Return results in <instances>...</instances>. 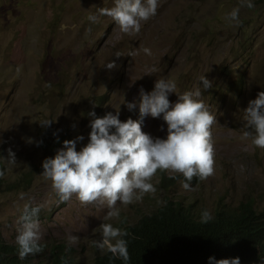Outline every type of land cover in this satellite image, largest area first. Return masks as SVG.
<instances>
[{
    "label": "rangeland",
    "instance_id": "374dc122",
    "mask_svg": "<svg viewBox=\"0 0 264 264\" xmlns=\"http://www.w3.org/2000/svg\"><path fill=\"white\" fill-rule=\"evenodd\" d=\"M252 3L248 8L241 0H159L157 14L142 22L138 35L128 36L109 17L97 23L88 19L99 8L114 6V0H0V153L10 180L31 173L29 181L0 195V237L15 242L24 205L40 206L39 243L65 244L77 264H91L102 253L94 243L102 223L122 229L168 196L210 212L219 202L233 207L247 198L263 206L264 149L243 138L244 109L264 91V0ZM234 8H239V25L228 19ZM110 61L116 64L111 70L104 67ZM202 75L212 88L203 90ZM160 76L175 81L179 93L201 89L199 99L216 117L214 175L194 178L186 191L182 174L176 185L161 188L165 171L158 170L151 181L156 193L128 206L118 203V219L105 220V207L83 206L75 195L60 202L41 175L42 161L64 140L82 135L77 151L88 143L90 111L102 117L120 107L121 121L138 119V105L129 111L124 102L138 100L141 87L150 92ZM169 99L174 103L177 95ZM44 119L53 120L50 127L40 126ZM166 129L162 116L146 117L142 124L153 138ZM9 148L16 154L14 165L7 160ZM69 236L76 241L70 244ZM23 261L64 264L53 251Z\"/></svg>",
    "mask_w": 264,
    "mask_h": 264
},
{
    "label": "clouds",
    "instance_id": "9594fccd",
    "mask_svg": "<svg viewBox=\"0 0 264 264\" xmlns=\"http://www.w3.org/2000/svg\"><path fill=\"white\" fill-rule=\"evenodd\" d=\"M243 6L252 8L254 4L252 0H241V7ZM158 8L159 0H114V6L99 8L98 14H91L88 19L92 23H97L99 17H109L119 26L123 34L136 36L141 32L142 22L154 17ZM228 19L239 25V8H234L229 13ZM143 51L146 55H152L149 48ZM129 55L132 56L133 53ZM104 67L109 70L115 68V61L108 62ZM154 72L155 69L145 74L151 75ZM199 80L204 91L212 88V81L206 75H202ZM172 93L177 95L174 103L169 99ZM200 96V88L179 93L175 81L160 76L150 92H146L141 87L138 100L124 102L129 111L135 110L138 105V119L127 117L121 121L120 107L116 109L115 114L110 111L102 117H97L95 111H90L88 115L93 119L88 126L91 130L88 143L77 151V141L84 139L81 135L75 139L64 140L63 147L57 151L58 143L55 144L46 155L55 151L56 154L42 161L41 175L46 181L51 182V187L60 202H67L75 195L83 206L97 204L105 207L107 209L105 220L119 218L118 203L128 206L141 202L146 194H155L157 188L151 181L158 170L169 173L167 175L161 172L160 176L166 174L170 178L182 174L184 177V181L181 182L182 188L191 191V182L194 178L203 181L214 175V144L211 128L216 122V117L199 99ZM149 116L154 119L162 116L167 124V129L160 137L153 138L142 130L144 119ZM52 123L51 119L39 121L41 127H50ZM243 126L245 128L243 138H251L255 147L264 149V91H260L255 99L248 102V106L244 109ZM46 145L52 144L46 141ZM7 151L8 163L14 165L17 161L16 154L11 148ZM1 160L5 169L0 170V177L4 178L7 177V173L5 174L7 168L2 155ZM182 176L178 179L180 180ZM30 179L31 173L25 181ZM8 180L13 181L9 178ZM25 181L18 184L21 186ZM20 199H24L23 193H20ZM246 201L253 202L256 207L257 205L264 207L251 198L244 199L240 203ZM239 204L231 207L224 203L230 208H236ZM40 211V206L24 205L18 221L20 227L13 242L17 245L19 260L27 264L23 259L28 256L44 253L47 256V251H53L63 257L64 264H67L62 253L50 248L43 251L42 245L45 243H39L42 236L36 219ZM211 219V212L203 210L201 222L207 223ZM126 235V232L111 223H102L101 238L94 243L98 250L110 252L112 257L127 262L130 256L127 241L123 239ZM68 239L70 244L76 241V237L73 236H69ZM53 245L58 244H49L48 247ZM66 250L69 251L67 248ZM69 252L75 258L72 252ZM209 264H240V258L216 260L214 257H209Z\"/></svg>",
    "mask_w": 264,
    "mask_h": 264
},
{
    "label": "trees",
    "instance_id": "16d2710c",
    "mask_svg": "<svg viewBox=\"0 0 264 264\" xmlns=\"http://www.w3.org/2000/svg\"><path fill=\"white\" fill-rule=\"evenodd\" d=\"M3 168L0 153V170ZM29 175L30 172L24 173L18 182L0 177V193L20 187L18 183ZM178 177L162 174L161 188L176 185ZM202 211L168 196L136 222L122 226L121 230L127 233L123 237L130 256L127 262L104 251L98 252L91 264H209V257L216 260L239 257L240 264H264V207L246 201L230 208L219 202L207 223L201 222ZM42 246L43 251L50 248L62 253L67 264H77L64 245ZM0 264H24L18 258L16 243H8L1 237Z\"/></svg>",
    "mask_w": 264,
    "mask_h": 264
},
{
    "label": "bare ground",
    "instance_id": "6f19581e",
    "mask_svg": "<svg viewBox=\"0 0 264 264\" xmlns=\"http://www.w3.org/2000/svg\"><path fill=\"white\" fill-rule=\"evenodd\" d=\"M38 260V259H37Z\"/></svg>",
    "mask_w": 264,
    "mask_h": 264
}]
</instances>
